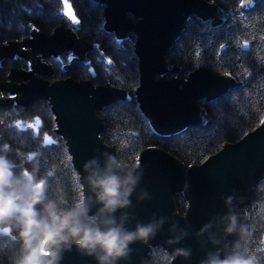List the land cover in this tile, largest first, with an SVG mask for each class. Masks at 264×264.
Instances as JSON below:
<instances>
[{"label":"water","instance_id":"water-1","mask_svg":"<svg viewBox=\"0 0 264 264\" xmlns=\"http://www.w3.org/2000/svg\"><path fill=\"white\" fill-rule=\"evenodd\" d=\"M104 5V29L114 31L115 37L133 32L134 51L139 59V85L135 94L140 109L150 118L153 128L162 134L174 133L185 126L203 122L201 99H211L238 85L241 81L228 73L214 74L199 66L184 77H165V56L183 28V23L196 14L220 21V8L212 0H96ZM258 0H241L240 8L250 11ZM73 12L75 10L70 0ZM61 0L59 13L64 15ZM226 13V12H225ZM76 15V13H75ZM74 27L58 25L51 33L32 29L22 39H11L0 44V59L21 57L30 61L29 68H9L7 79L0 81V104H27L36 99H47L56 120L55 130L67 145L74 167L79 173L83 195H88L84 182V164L93 157L101 162L112 156L109 145L102 139L103 121L98 110L118 98H126L124 89L110 83L93 84L89 78L76 80L70 76L49 79L52 67L44 60L65 49L73 59L85 60L96 44L77 33ZM246 48V45H243ZM71 60V61H72ZM69 65V64H68ZM65 65V67H68ZM91 77L94 70L89 68ZM178 71L177 67L172 69ZM2 92L6 94L2 95ZM48 137V136H47ZM51 140V138H50ZM120 163V162H119ZM125 168L142 170L140 184L131 197L127 211L131 217L129 228L137 222L166 217L167 223L154 240L136 243L127 261L121 264H147L150 246L161 244L168 252L172 247H191L189 260L178 257L172 264H199L207 251L214 250L209 236H221L219 217L228 212L225 198L233 196V209L245 220L244 207L254 198L255 185L264 177V119L236 141L225 142L201 163L185 164L171 152L155 145L146 146L136 164H122ZM146 191L150 199H139ZM183 192L187 199L184 214L176 211L174 195ZM119 215V213L117 214ZM177 224L187 229L188 237L180 245L169 246L168 228ZM209 229L197 236L204 226ZM236 237H228L227 242ZM61 264H96L94 258L82 254L73 244L64 252Z\"/></svg>","mask_w":264,"mask_h":264},{"label":"trees","instance_id":"trees-1","mask_svg":"<svg viewBox=\"0 0 264 264\" xmlns=\"http://www.w3.org/2000/svg\"><path fill=\"white\" fill-rule=\"evenodd\" d=\"M70 1L80 19L78 35L97 47L87 53L86 62L77 60L69 69L63 67L67 51L50 56L53 70L47 78H89L93 84L106 82L126 91V98L98 110L104 123L101 137L118 162L134 165L143 148L155 145L185 164L201 163L225 142L240 139L264 119V0H258L250 11L240 8L241 0H212L220 8L218 23L196 14L183 23L165 56L164 76L186 78L190 71L204 66L217 75L231 74L241 83L211 99L199 100L204 108L203 122L169 134L157 132L140 109L135 94L140 76L135 34L128 32L118 38L114 31L104 29V5L100 2ZM60 8L61 0H0V44L22 39L32 29L51 33L58 25L70 26L59 14ZM88 66L94 70L93 77ZM12 67L28 68V63L18 56L4 57L0 60V81L7 79ZM174 67L178 71H173ZM55 125L47 99L0 104V154L15 162L18 173L32 172L35 165L37 180L46 182V195L66 208L83 195V187L64 138L53 130ZM174 197L176 211L184 214L187 199L183 192ZM244 209V223L251 234L244 247L256 264H264V177L256 183L254 198ZM165 251L161 244L150 246L145 262L159 264ZM20 256L17 233H0V264H19Z\"/></svg>","mask_w":264,"mask_h":264},{"label":"clouds","instance_id":"clouds-1","mask_svg":"<svg viewBox=\"0 0 264 264\" xmlns=\"http://www.w3.org/2000/svg\"><path fill=\"white\" fill-rule=\"evenodd\" d=\"M84 182L88 195H81L70 207L63 208L46 195V182L37 180L38 168L32 172L15 171L16 164L0 154V231H15L20 243L19 264H61L64 252L74 244L96 264H121L131 258L136 243L154 240L167 223L166 217L148 223L137 222L129 228L131 197L138 188L143 172L125 168L114 157L103 162L93 157L84 164ZM143 191L139 199H150ZM233 196L225 198L228 212L219 217L221 236H209L214 250L207 251L199 264H256L244 247L250 237L248 225L233 209ZM119 213V215H117ZM209 229L206 225L197 236ZM169 246L180 245L189 232L177 224L168 228ZM236 237L227 242L228 237ZM189 260L191 247H172L159 256V264H172L176 258Z\"/></svg>","mask_w":264,"mask_h":264},{"label":"flooded vegetation","instance_id":"flooded-vegetation-1","mask_svg":"<svg viewBox=\"0 0 264 264\" xmlns=\"http://www.w3.org/2000/svg\"><path fill=\"white\" fill-rule=\"evenodd\" d=\"M60 14V13H59ZM61 15V14H60ZM61 16H63V15H61ZM63 18L70 24V26L71 27H74V25H72L71 24V22L69 21V19L66 17V16H63ZM65 51H67L66 52V59H67V61L66 62H63V67L65 68V69H69L71 66H72V64L75 62V61H77V60H80V59H73L72 60V58L74 57L73 56V54H72V52L70 51V50H68V49H65L63 52H61L60 54H58V55H54V56H60L61 54H63ZM53 56V55H52ZM16 57V56H15ZM50 57H48V58H46L44 61L46 62V63H49L50 65H51V67H52V63L50 62V61H48V59H49ZM1 59H3V58H1ZM0 59V60H1ZM72 60V61H71ZM86 60L87 59H85V60H81V61H84V62H86ZM25 61L28 63V68L30 67V61L29 60H27V59H25ZM69 64V65H68ZM65 65H68V67H65ZM53 68V67H52ZM89 68H91V67H87V70L89 69ZM53 70V69H52ZM88 72H89V70H88ZM90 74V73H89ZM91 75V74H90Z\"/></svg>","mask_w":264,"mask_h":264},{"label":"snow or ice","instance_id":"snow-or-ice-1","mask_svg":"<svg viewBox=\"0 0 264 264\" xmlns=\"http://www.w3.org/2000/svg\"><path fill=\"white\" fill-rule=\"evenodd\" d=\"M63 4H64V15L68 16L73 23H78L79 21L77 20V17L75 15V13L73 12L71 5L68 3V0H63ZM38 7H42V5H37ZM10 27V26H9ZM18 27H23V25H18ZM35 126H39V121H36V125ZM31 127V126H30ZM44 140L49 141L50 142V138L45 136ZM6 147V146H5ZM27 174V173H26ZM0 233H8V231L6 229L0 231Z\"/></svg>","mask_w":264,"mask_h":264},{"label":"rangeland","instance_id":"rangeland-1","mask_svg":"<svg viewBox=\"0 0 264 264\" xmlns=\"http://www.w3.org/2000/svg\"><path fill=\"white\" fill-rule=\"evenodd\" d=\"M5 93L4 92H2V95H4Z\"/></svg>","mask_w":264,"mask_h":264}]
</instances>
